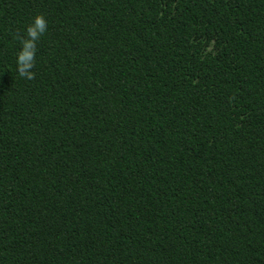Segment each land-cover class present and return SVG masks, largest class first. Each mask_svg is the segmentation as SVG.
Returning <instances> with one entry per match:
<instances>
[{"label": "trees", "instance_id": "1", "mask_svg": "<svg viewBox=\"0 0 264 264\" xmlns=\"http://www.w3.org/2000/svg\"><path fill=\"white\" fill-rule=\"evenodd\" d=\"M0 264H264V0H0Z\"/></svg>", "mask_w": 264, "mask_h": 264}, {"label": "clouds", "instance_id": "2", "mask_svg": "<svg viewBox=\"0 0 264 264\" xmlns=\"http://www.w3.org/2000/svg\"><path fill=\"white\" fill-rule=\"evenodd\" d=\"M47 21L45 18L36 14L31 21L24 26L22 36L17 37L18 47L15 52L14 63L17 75L24 79L33 78L34 58L36 45L39 38L45 33Z\"/></svg>", "mask_w": 264, "mask_h": 264}]
</instances>
